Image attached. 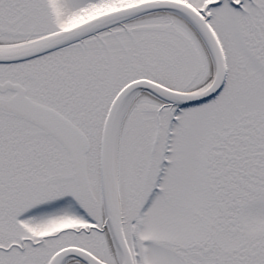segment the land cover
I'll return each instance as SVG.
<instances>
[{
  "label": "snow or ice",
  "instance_id": "6c2138e0",
  "mask_svg": "<svg viewBox=\"0 0 264 264\" xmlns=\"http://www.w3.org/2000/svg\"><path fill=\"white\" fill-rule=\"evenodd\" d=\"M0 264H264V0H0Z\"/></svg>",
  "mask_w": 264,
  "mask_h": 264
}]
</instances>
